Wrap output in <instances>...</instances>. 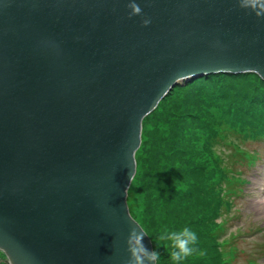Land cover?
<instances>
[{
	"label": "water",
	"instance_id": "water-1",
	"mask_svg": "<svg viewBox=\"0 0 264 264\" xmlns=\"http://www.w3.org/2000/svg\"><path fill=\"white\" fill-rule=\"evenodd\" d=\"M248 71L264 80V0H0L6 263L126 264L131 226L152 249L131 215L143 118Z\"/></svg>",
	"mask_w": 264,
	"mask_h": 264
},
{
	"label": "rangeland",
	"instance_id": "rangeland-1",
	"mask_svg": "<svg viewBox=\"0 0 264 264\" xmlns=\"http://www.w3.org/2000/svg\"><path fill=\"white\" fill-rule=\"evenodd\" d=\"M219 119L264 133V80L257 73H210L184 85L179 83L142 120L141 145L136 149L137 168L131 180V215L145 227L152 249L159 253V264H174L169 256L170 248L159 237L185 227L196 233L198 241L194 245L196 252L181 264H208L207 255L200 257L206 240L200 234L204 233L206 223H196L195 218L202 212L205 216L213 215L215 205L207 208V204L213 197L214 200L219 197L213 191L217 189L209 187L206 178L213 174V180L218 174L215 155L221 149L213 151L214 155L208 148L204 149L200 133ZM177 138L178 145H172ZM243 146L257 150L260 158L253 166L242 168L245 180L240 197L234 196L232 202L228 200L225 227L217 232L216 238L227 259L235 253L229 264H264V142L252 144L250 141ZM192 155L197 158L196 164L189 166L204 169L203 205L195 206L200 205L205 212L199 206L193 207L188 197L194 195L186 185L192 181L187 173L193 170L187 165ZM177 167L186 173L176 178L173 187L175 176L170 173ZM166 197L169 207L163 206ZM0 264H7L1 249Z\"/></svg>",
	"mask_w": 264,
	"mask_h": 264
},
{
	"label": "trees",
	"instance_id": "trees-1",
	"mask_svg": "<svg viewBox=\"0 0 264 264\" xmlns=\"http://www.w3.org/2000/svg\"><path fill=\"white\" fill-rule=\"evenodd\" d=\"M162 99L160 100V102L162 101ZM160 102L158 104H160ZM235 125L236 124L229 123L224 119H219L218 121L210 125V129H207L203 133H200V136L204 138L203 141L204 149L208 148L211 151L212 155H214L213 151L215 150L217 151V149H221L219 151V155L217 156L215 155V159H217L215 165L218 170V174L214 175L213 180H211L213 178V174L209 175L206 178V181L209 182V187L211 186L212 189H217V191L216 190L213 191H215L220 201L217 198L214 200L213 197L207 204V208L211 204L215 205L213 209V215L211 214L210 216H205L202 212L199 218H195L196 223L199 222L206 223V226H204V233L200 234L202 237H205L206 239L205 243L201 247L200 253H202V255H200V257L202 258V256L204 257V255H207V258L205 257L204 258L207 259L206 263L208 264L231 263V258L234 256L235 253L232 254L231 258L227 259L228 256L224 248H222L219 245L220 243L216 238V234L218 231H220L225 227V222L227 218V216H225V208L226 205L229 204L228 200L232 202L234 196L237 198L240 197L241 194L240 191H242L241 188L245 180L241 175L242 168L246 167L247 165L253 166L254 164H256V161L259 159V154L257 152L250 151V148H245L243 145L249 143L250 141L252 142V144H254L258 140L261 139L264 140V133L262 131L251 130L252 128L247 126L240 127ZM173 142L174 144L172 145L177 146L178 138L173 140ZM176 148L179 149L178 147ZM164 149L169 152V149L166 146ZM170 151L173 152V150ZM190 158L191 159L187 160L188 161L187 165L189 166V164L191 165L196 164L195 160L197 158L195 159L193 155L190 156ZM169 160L170 158L167 157L168 162ZM195 167L196 170L191 168L190 166L189 169L191 168L193 170H187L188 175L192 178V181L186 184L187 189L188 191L194 193L193 196L190 194L188 197L191 199V201H193V205H194L193 207L199 206L200 207L199 210L201 211L203 210L205 212V209L201 208V206L203 205L202 187H203V182L205 181L204 169L202 170V168H199L198 166ZM174 168L173 169L171 168L172 171L170 173L172 176H175L172 181L173 187L176 186V178L180 179L179 175H181V173H186L185 171H181L179 167H177L176 169ZM167 177H169V175ZM129 194H130V190H128L127 192V202L129 200ZM200 194H201V199H200ZM218 202L219 204H216ZM168 203H169V199H167L166 197L165 200L163 201V206L169 207L170 204ZM197 203H199L201 206L200 205L195 206L197 205ZM168 210H173V209L169 208ZM197 212L195 214H197ZM216 214L220 215V217L219 216L217 217ZM222 214L224 216H221ZM216 219H219V222H217ZM200 231L202 233V226ZM218 247L221 249H218Z\"/></svg>",
	"mask_w": 264,
	"mask_h": 264
},
{
	"label": "clouds",
	"instance_id": "clouds-1",
	"mask_svg": "<svg viewBox=\"0 0 264 264\" xmlns=\"http://www.w3.org/2000/svg\"><path fill=\"white\" fill-rule=\"evenodd\" d=\"M133 11L131 15L141 13V8L131 5ZM149 20L145 19L143 24L147 25ZM144 233L137 227L131 226L126 240L127 251L129 253L126 264H159V253L154 249H149L144 244ZM159 239L165 242V246L170 248L169 256L174 264H181L182 261L191 257L196 249L194 245L198 241V237L190 228H183L179 231H171L162 234ZM202 255V253H201Z\"/></svg>",
	"mask_w": 264,
	"mask_h": 264
},
{
	"label": "flooded vegetation",
	"instance_id": "flooded-vegetation-1",
	"mask_svg": "<svg viewBox=\"0 0 264 264\" xmlns=\"http://www.w3.org/2000/svg\"><path fill=\"white\" fill-rule=\"evenodd\" d=\"M1 251H2V253H3V255H5V253H4V251L1 249ZM8 259V258H7ZM7 259H6V256H5V260L7 261Z\"/></svg>",
	"mask_w": 264,
	"mask_h": 264
},
{
	"label": "bare ground",
	"instance_id": "bare-ground-1",
	"mask_svg": "<svg viewBox=\"0 0 264 264\" xmlns=\"http://www.w3.org/2000/svg\"><path fill=\"white\" fill-rule=\"evenodd\" d=\"M250 151H254L253 149L251 150V148H250Z\"/></svg>",
	"mask_w": 264,
	"mask_h": 264
}]
</instances>
